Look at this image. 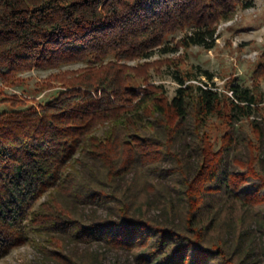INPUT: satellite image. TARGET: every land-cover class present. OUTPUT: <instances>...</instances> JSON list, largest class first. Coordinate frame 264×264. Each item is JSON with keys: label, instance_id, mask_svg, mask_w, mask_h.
Returning <instances> with one entry per match:
<instances>
[{"label": "trees", "instance_id": "trees-1", "mask_svg": "<svg viewBox=\"0 0 264 264\" xmlns=\"http://www.w3.org/2000/svg\"><path fill=\"white\" fill-rule=\"evenodd\" d=\"M253 4L0 0V96L5 87L22 80L21 73L85 64L52 74L42 87L58 83L60 91L45 103L28 105L18 95L5 99L27 107L0 113V259L33 243L61 264H90L64 252L67 236L133 253L136 264H250L240 245L251 223L264 218L260 146L246 140L249 153L231 158L233 170L227 160L239 147L235 124L259 113L264 99L234 82L220 90L210 84L214 74L209 70L178 76L179 87L170 97L163 84L151 81L158 61L128 62L148 58L178 32L185 35L177 49L198 45L210 50L220 24ZM199 76L208 81L195 82ZM253 80L258 88L264 80V53ZM212 118L225 128L218 148L209 131ZM188 121L195 135L189 146L197 153L192 174L189 156L177 148ZM255 122V135L261 139L263 130ZM103 126L108 128L99 134ZM156 127L162 136L148 134ZM84 157L106 170L109 183L140 167L172 178L181 196L163 201L171 221L135 212L144 209L142 200L137 205L136 193L119 199L82 185L76 165ZM167 161L173 164L157 167ZM60 195L86 204L122 203L117 217L85 224ZM31 231L53 235L43 244ZM231 231L236 234L233 245L227 237Z\"/></svg>", "mask_w": 264, "mask_h": 264}, {"label": "rangeland", "instance_id": "rangeland-1", "mask_svg": "<svg viewBox=\"0 0 264 264\" xmlns=\"http://www.w3.org/2000/svg\"><path fill=\"white\" fill-rule=\"evenodd\" d=\"M217 34L216 44L210 50L198 45L177 49V41L185 35L184 32H178L171 35L164 46L152 51L148 58L130 61L128 64L137 65L146 61H158V68L155 67L151 70V81L163 84L170 97L175 96L179 87L178 76H187L189 73L199 74L201 70H209L214 74V80L210 84L215 83L220 90H226L231 82H234L243 87L254 89L255 92L259 93V97L264 99V80L259 83V88L253 80V72L261 62V55L264 53V0H254L253 6L246 9L239 8L233 20L220 24ZM165 48L170 50L165 51ZM84 66V63H75L55 69L35 68L32 71L21 73L22 80L18 84L4 88L5 95L0 96V113L22 110L27 107L25 105L13 106L5 100L13 95L28 99V105L49 101L59 93V84L55 83L58 86L55 88L42 87V84L47 82L52 74L76 70ZM198 79L195 82L208 81L205 76H199ZM0 86H3L1 80ZM260 107L261 111L252 118H246L235 124V135L239 141V147L230 152L227 160L228 169H234L233 164L230 163L231 158L249 153V148L245 142L250 139L260 146L261 161L264 165V103ZM252 119H255V123L263 130L261 139H257L255 135ZM210 123L213 125L209 131L216 148H218L225 128L217 118H212ZM191 124V121L187 122L185 138L177 142V148L189 156L188 164L192 174L197 165V153L189 146L195 140ZM107 128L108 126L101 127L98 133L104 134ZM157 133L162 136L161 128L156 127L148 132L149 135H156ZM172 164V161H167L157 165V167L166 168ZM76 167L82 185H89L98 190L104 189L112 195H117L119 199H126L129 193H136L139 197L137 205L142 200L144 209L141 211L134 208L135 212L147 214L149 217L160 221H171V216L164 207L163 201H168L170 197L179 201L181 196L180 188L176 187L172 178L157 174L150 168L140 167L124 178L109 183L106 170L97 162L88 160L87 157L82 158ZM60 197L85 224L96 219L117 217V207L122 203L121 200L117 199L107 204H86L63 195ZM233 232L227 234L231 245L235 242L236 237ZM52 235L49 232L40 234L31 231V236L43 244H46ZM63 239L64 252L81 261H87L90 264H136V256L133 253L110 248L101 241L81 243L67 236H63ZM49 248L55 249L51 245ZM240 250L242 256L250 264H264V218L255 219L244 232ZM0 264L61 263L46 254L40 246L29 243L0 259Z\"/></svg>", "mask_w": 264, "mask_h": 264}]
</instances>
